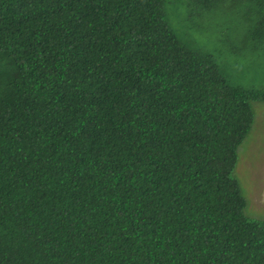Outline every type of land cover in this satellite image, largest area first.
<instances>
[{"label":"trees","instance_id":"16d2710c","mask_svg":"<svg viewBox=\"0 0 264 264\" xmlns=\"http://www.w3.org/2000/svg\"><path fill=\"white\" fill-rule=\"evenodd\" d=\"M222 1L0 0V264H264L234 173L264 92L183 33Z\"/></svg>","mask_w":264,"mask_h":264},{"label":"rangeland","instance_id":"374dc122","mask_svg":"<svg viewBox=\"0 0 264 264\" xmlns=\"http://www.w3.org/2000/svg\"><path fill=\"white\" fill-rule=\"evenodd\" d=\"M231 1L220 2L211 22L202 24L201 31L188 33L183 27V33L201 50L209 51L234 83L264 92V27L257 35L251 34L253 18L246 15L238 0ZM167 9L175 17L172 0H167ZM262 14L264 25V8ZM252 108L254 120L238 147L234 173L246 200V214L264 221V99L253 102Z\"/></svg>","mask_w":264,"mask_h":264}]
</instances>
